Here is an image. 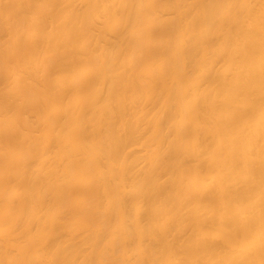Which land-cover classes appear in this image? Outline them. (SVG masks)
Returning a JSON list of instances; mask_svg holds the SVG:
<instances>
[{"label": "bare ground", "instance_id": "1", "mask_svg": "<svg viewBox=\"0 0 264 264\" xmlns=\"http://www.w3.org/2000/svg\"><path fill=\"white\" fill-rule=\"evenodd\" d=\"M0 264H111L106 0H0Z\"/></svg>", "mask_w": 264, "mask_h": 264}]
</instances>
